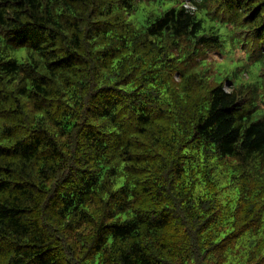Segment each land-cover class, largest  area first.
<instances>
[{
	"label": "trees",
	"instance_id": "16d2710c",
	"mask_svg": "<svg viewBox=\"0 0 264 264\" xmlns=\"http://www.w3.org/2000/svg\"><path fill=\"white\" fill-rule=\"evenodd\" d=\"M263 211L264 0H0V264H264Z\"/></svg>",
	"mask_w": 264,
	"mask_h": 264
},
{
	"label": "rangeland",
	"instance_id": "374dc122",
	"mask_svg": "<svg viewBox=\"0 0 264 264\" xmlns=\"http://www.w3.org/2000/svg\"><path fill=\"white\" fill-rule=\"evenodd\" d=\"M185 5L187 7L189 6L188 3ZM144 11L145 10L140 9L138 15L139 16L142 15ZM139 23H141V20L139 21ZM24 55H25V51L23 48L7 51V56L15 57L17 59H23ZM209 55H210L209 57L211 61H214V63L216 62L221 63L217 69H219L221 72L225 70L226 75H230L231 72L234 70L235 65L237 64V61H233V60H237L238 58L244 59L243 51L239 47L238 48L236 47L235 49H233L230 52V56L225 55V54L221 55L217 53L216 51H212ZM242 61L244 60H239L238 63H242ZM239 77H240V74H238L237 79H239ZM224 88L226 90H229L230 83L225 82ZM217 174L219 176V185L225 187L221 195L228 196L229 198L234 199L236 195V189L234 186L230 185L228 176L224 172H222L220 169L217 170ZM262 219L264 220V211L262 214Z\"/></svg>",
	"mask_w": 264,
	"mask_h": 264
}]
</instances>
